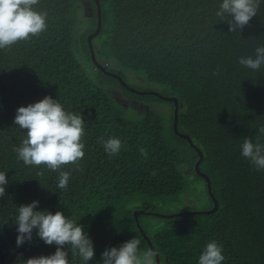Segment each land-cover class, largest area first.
Instances as JSON below:
<instances>
[{
    "label": "trees",
    "instance_id": "1",
    "mask_svg": "<svg viewBox=\"0 0 264 264\" xmlns=\"http://www.w3.org/2000/svg\"><path fill=\"white\" fill-rule=\"evenodd\" d=\"M90 2L91 12L84 14L80 0H39L35 8L47 13V29L0 50V172L9 181L0 198V264L55 252L35 230L31 242L16 244L18 206L32 201H39L37 210L62 211L84 227L95 251L88 264H103L105 249L133 237L141 255L154 252L152 244L161 264H198L212 240L223 246L222 264H264V170L257 171L240 149L244 137L257 142L264 126V66L253 71L238 63L264 45V0L241 33H230L228 18L216 16L221 0H100L93 47L96 59L108 62L107 71L94 61L88 41L98 26V4ZM111 61L178 98V129L203 152L199 166L210 177L215 210L180 208L179 214L169 208L191 194V179H205L195 167L199 152L175 131L174 102L152 92L157 90H131L119 78L126 81L125 70ZM106 75L146 104L171 103V115L149 107L130 116L101 82ZM45 96L85 120V155L78 168L64 167L71 170L66 190L57 188V172L25 166L13 151L26 134L14 124L17 108ZM101 137H118L120 153H105ZM258 142L264 144V134ZM133 204L145 210L139 214L143 230ZM64 250L69 264H85L70 246ZM153 260L158 264L156 254Z\"/></svg>",
    "mask_w": 264,
    "mask_h": 264
},
{
    "label": "clouds",
    "instance_id": "2",
    "mask_svg": "<svg viewBox=\"0 0 264 264\" xmlns=\"http://www.w3.org/2000/svg\"><path fill=\"white\" fill-rule=\"evenodd\" d=\"M39 0H0V50L11 48L19 41L38 36L47 29V13L36 10ZM261 0H221L216 16L227 19L229 32L240 33L257 16ZM238 63L253 71L264 66V45L255 49V56H241ZM14 124L25 130V137L13 151L25 166H44L58 173L57 188L66 190L71 177V170H63L67 165L79 167L83 159L85 120L81 114L68 112L57 99L45 96L43 99L16 110ZM264 134V126L258 129L257 142L244 137L240 145L241 155L257 171L264 170V144L259 143V135ZM105 153L116 156L120 153L122 142L118 137L100 138ZM142 155H147L141 148ZM7 173L0 172V198L6 194L9 183ZM43 174V173H41ZM39 201L18 206L15 220L17 226V246L31 242L33 231L46 245H55L56 250L50 255L31 257L24 264H69L70 246L74 255H79L85 264L95 257L92 239L84 227L66 217L62 211L53 214L49 210H37ZM140 240L136 237L122 243L119 247L105 249L101 256L103 264H154V252L140 254ZM225 260L223 246L212 240L202 250L198 264H222Z\"/></svg>",
    "mask_w": 264,
    "mask_h": 264
},
{
    "label": "rangeland",
    "instance_id": "3",
    "mask_svg": "<svg viewBox=\"0 0 264 264\" xmlns=\"http://www.w3.org/2000/svg\"><path fill=\"white\" fill-rule=\"evenodd\" d=\"M82 3V11L84 14L90 13L91 12V2L90 0H80ZM102 61V62H101ZM100 63L103 64H108V62H105L101 60ZM113 68L115 69H121L120 70H125L118 62L116 63L115 61H111L109 63ZM126 72V81L131 84V85H137L144 90L146 89H151V90H157L163 92V86L159 84H155L152 82H149L145 80L142 76L130 71V70H125ZM103 75V74H101ZM106 79H102L101 82L107 86L108 92L117 98L120 102H122L125 106L129 107L127 109L128 114L130 116H133L137 113L144 112L147 108H153L156 111L160 113H164L169 116L170 114V109L172 107L171 103H163V102H154L151 104H146L139 99L133 98L125 93L122 87L120 86H115L113 83L108 81L109 76ZM146 88V89H145ZM171 115V114H170ZM191 169L187 168L186 172L190 173ZM190 184L192 185V190L191 194L187 193L186 197H184L185 200L180 203L179 206L177 204H171L170 209H177L178 211H181L180 208H187L191 210H196V209H209L214 207L215 203L213 202V199L210 196L208 186H207V181L205 179H196L193 178L190 180ZM193 197H192V196ZM137 204H133L132 208L135 210ZM163 211H166V207L162 208Z\"/></svg>",
    "mask_w": 264,
    "mask_h": 264
},
{
    "label": "water",
    "instance_id": "4",
    "mask_svg": "<svg viewBox=\"0 0 264 264\" xmlns=\"http://www.w3.org/2000/svg\"><path fill=\"white\" fill-rule=\"evenodd\" d=\"M96 1H97V4H98V26H97V28H96V30H95L94 32L90 33V35H89V37H88V41H89L90 48H91V50H92V57H93L94 61H95V62L97 63V65L100 66L103 70L107 71V70L105 69V66L102 65V64L96 59V56H95V53H94V47H93V38L98 34L99 29H100V25H101V6H100V0H96ZM108 73H111V74H113V75H117L116 73H113V72H110V71H109ZM119 78H120L121 82H122L125 86H127L128 88H130V89L133 90V91H136V92H142V93H145L146 91H151V90H138V89H136V88H134V87L129 86V85L127 84V82L124 81L121 77H119ZM152 92L157 93V94L161 95V97H163V98H165V99H168V100H172V101L174 102V104H175V108H174V128H175V131H176L178 134L187 137L188 140L190 141V143H191V144H192V145L198 150L200 156H199V159L197 160V162H196V164H195V167H196L197 172L200 173V174H201V175L207 180V183H208V190H209L210 194L212 195V197H213V199H214V203H215V205H214V207H212V208H210V209L185 210L184 212H209V211H213V210H215V209L218 207V199L212 194L210 177H209L204 171H202V170L200 169V166H199V165H200V162L202 161V158H203V152H202V150H201L198 146H196V145L193 143V141H192L191 137L189 136V134L184 133V132H181V131H179V129H178V119H179V100H178V98H177L176 96H166V95H163V94H161V93L158 92V91H152ZM141 212H145V210H144V209H136V210H134V214H135V217H136L137 223H138L139 227L141 228V230H143V229H142V226L140 225V222H139V214H140ZM184 212L180 211V212H177V213L181 214V213H184ZM163 215L166 216V215H172V214H166V213H165V214H163ZM149 241H150V240H149ZM150 243H151V242H150ZM151 247H152V249L154 250V252H155V254H156L157 263H158V264H161V262H160V258H159V255H158L157 251L155 250V248H154V246H153L152 244H151Z\"/></svg>",
    "mask_w": 264,
    "mask_h": 264
}]
</instances>
